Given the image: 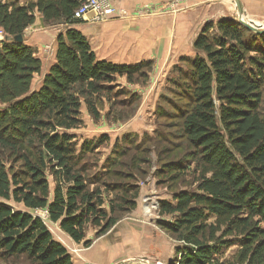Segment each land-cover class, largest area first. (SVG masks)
<instances>
[{
  "label": "trees",
  "instance_id": "1",
  "mask_svg": "<svg viewBox=\"0 0 264 264\" xmlns=\"http://www.w3.org/2000/svg\"><path fill=\"white\" fill-rule=\"evenodd\" d=\"M83 1L0 0V29L7 37L0 41L3 264L20 259L28 264H74L34 211L46 210L52 223L89 247L90 227L102 236L138 207L135 171L141 169L115 171L131 150H140L136 138L129 134L117 139L107 171L95 176L91 158L110 137L84 140L78 148L70 132L83 127L84 107L95 123L100 122L104 100H112L118 79L126 78L130 85L145 83L154 64L119 65L98 59L87 37L75 28L83 22L74 18ZM37 14L47 27L68 28L58 35L55 64L33 90L42 60L36 49L14 39L25 34ZM194 51L195 58L182 60L188 70L178 69L180 81L174 83L187 103L170 105L174 111L168 114L161 108L157 112L161 118L167 114L180 120L177 135L189 150L179 157L183 144L160 149L157 177L173 190L193 173L196 188L171 191L172 201L162 200L160 206L161 216L171 220L162 219L158 225L179 242L171 264H264V34L231 18L211 21L196 38ZM132 161L137 163L135 157ZM49 174L55 181L53 191ZM113 175L125 183L106 182ZM236 246L233 260H224L225 252Z\"/></svg>",
  "mask_w": 264,
  "mask_h": 264
},
{
  "label": "crops",
  "instance_id": "2",
  "mask_svg": "<svg viewBox=\"0 0 264 264\" xmlns=\"http://www.w3.org/2000/svg\"><path fill=\"white\" fill-rule=\"evenodd\" d=\"M175 1L112 0L117 7L129 12L128 19L99 23L95 22L91 13L75 28L87 37L100 60L119 65L154 61L158 71H168L186 55L185 49L189 51L192 45L190 40L193 39L191 34H200L211 16L217 13L219 19L222 13L227 14L228 11H219V7L209 9L210 0H183L181 11H167V6ZM67 28L66 25L47 27L43 16L37 14L36 22L25 31V44L37 50V56L43 63L42 74L36 76L41 77L38 85L42 84L55 64L57 38ZM34 83L33 89H39L41 85L35 88ZM147 95L149 98L145 101ZM145 102L150 103V94L144 95ZM82 119L85 121V115ZM147 194L150 193L140 191L137 209L126 215L108 233L97 237V230L90 227L86 232V241L92 242L89 247L76 243L58 224L51 222V225H47L54 239L67 248L74 264H132L141 260L171 264L175 256V241L158 225L160 220H171V217L160 219L158 214L155 217L146 215L139 201ZM172 199V194L164 193L160 200Z\"/></svg>",
  "mask_w": 264,
  "mask_h": 264
},
{
  "label": "rangeland",
  "instance_id": "3",
  "mask_svg": "<svg viewBox=\"0 0 264 264\" xmlns=\"http://www.w3.org/2000/svg\"><path fill=\"white\" fill-rule=\"evenodd\" d=\"M29 1L30 0H18L19 4H24ZM242 1L247 12L246 18L255 22L256 24H264V0ZM182 5L183 0H176L175 2H172L169 6H167L166 10L172 12L174 11V13H176V11H181ZM208 7L211 10H214V8L218 9V7L220 8L219 11H222L223 9L228 10L227 14L222 13V15H220L222 18L219 19H217V13L215 12L216 14L210 17V20L214 19L213 22H217L220 19H226L225 17L238 21L237 8L234 0H210ZM210 20H208V22H211ZM191 35H193L191 36L193 37V39L191 38L190 40V44L192 45L189 46V51H186L185 49L186 55L176 61V64H174L173 67H171L168 71H158L157 64L152 61L154 65L150 70L149 76L145 83H140L139 85H130L127 83L126 78L118 79L117 84L113 87L114 92L112 94V100H104L102 107L103 118L100 120V122L95 123L84 107V113L82 114V116L85 115V121H83V127L70 132L71 134L76 135L78 148L81 147L84 140L101 139L103 136L110 137V141L106 146L98 149L92 158L89 157L92 159L90 161L92 174H94L95 176L104 174V172L108 169L105 166L107 160L112 155L113 146L116 140L123 139L125 135L132 134V137L136 138L135 141L137 140V142L141 144L139 147L140 150H131L127 154L128 156L121 161L123 163V166L118 167L115 171L129 173L131 172L133 167L140 168L141 171L139 173L135 171V177L140 191H148L155 197H158L159 200L164 193L171 194V191H174V189L192 188L193 190L196 188V184L193 183L195 179L193 173L192 175L190 173H187L185 181H180L173 190L170 189V185L168 183L164 182L163 185H161V183L158 182L157 177L161 168L160 161L163 157V153L161 154V152L159 151L160 149H163L164 147L175 148V145L178 144L179 147L183 144L178 153H176L177 156L180 154L179 157H182L185 152L189 150V148H187L186 146L185 141H182L179 135H177L179 132L178 124L180 120L177 118H171L172 116H167V114L168 112L171 113L174 111V107H171L174 104L180 106L187 103L185 95L183 96L182 91H180L179 88L174 85V83H178L180 81L177 73L178 69L181 68V70L184 71L188 70L186 66L187 64L185 62L182 63V60L184 58H195L197 55L194 51V42L199 34ZM40 78L36 77L34 83L35 88L41 85H38ZM142 84H144V86H142ZM146 94H150V103H144V95ZM131 95L132 97H130ZM133 96H136L137 99L136 97L135 100L132 99ZM162 96L169 98L168 100L171 101H169L168 103L164 102ZM148 98L149 96L147 95V97H145V101ZM159 108H161L163 111L164 109H166V117L161 118L160 116H158L157 112ZM145 110L146 112L144 113ZM262 111L264 113V99L262 104ZM135 144L136 143L134 142L133 145ZM134 157L137 159L136 164H132V159ZM140 158L144 160L148 158V160L150 161L149 163L141 164L139 162ZM10 162H12L11 159H9V163ZM194 164L195 163L191 164L192 170L194 168ZM20 166L21 164H17L15 167L16 169H20ZM48 179L51 184V190L53 191L55 187L54 177L49 174ZM106 182H114L116 184H119L124 181L122 180V178L113 175L112 177H109ZM115 194L121 193L115 192ZM110 196L114 197L115 195L110 194ZM139 202H141L142 204V199ZM11 204L16 209L25 210L21 205H17L13 202H11ZM158 213L159 212L157 211L154 212L153 210H151L149 214L151 217H155ZM33 214L40 216L47 222L48 225H51V221L49 220L46 210H40L36 212L34 211ZM174 241L176 248L179 242L175 239ZM238 249V246L231 248L230 250L225 252L223 259L233 260ZM0 264H3V262H0ZM9 264H28V262L24 259H20L11 261Z\"/></svg>",
  "mask_w": 264,
  "mask_h": 264
},
{
  "label": "built area",
  "instance_id": "4",
  "mask_svg": "<svg viewBox=\"0 0 264 264\" xmlns=\"http://www.w3.org/2000/svg\"><path fill=\"white\" fill-rule=\"evenodd\" d=\"M94 15L95 22H106L111 19L125 20L130 17L129 12L126 9L117 7L112 0H85L83 1L78 9L74 13V18L77 20H85L89 14ZM0 41H5L7 39L5 32L0 29ZM142 204L144 212L146 215L150 216L151 210L154 212H159L160 216V206L161 201L158 197H155L152 193L147 194L142 199ZM151 217V216H150Z\"/></svg>",
  "mask_w": 264,
  "mask_h": 264
},
{
  "label": "water",
  "instance_id": "5",
  "mask_svg": "<svg viewBox=\"0 0 264 264\" xmlns=\"http://www.w3.org/2000/svg\"><path fill=\"white\" fill-rule=\"evenodd\" d=\"M234 3L237 8V18L238 21L245 26L250 31L256 33V34H264V24H256L255 22L248 20L246 18L247 12L244 8V4L242 0H234ZM14 41L16 43H23L24 42V35H18L15 37ZM132 264H155L152 262H149L147 260H141Z\"/></svg>",
  "mask_w": 264,
  "mask_h": 264
}]
</instances>
